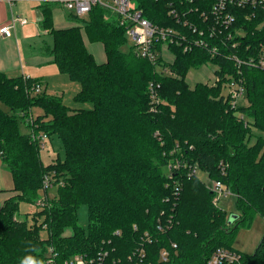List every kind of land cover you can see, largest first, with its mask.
Instances as JSON below:
<instances>
[{
    "label": "trees",
    "instance_id": "trees-1",
    "mask_svg": "<svg viewBox=\"0 0 264 264\" xmlns=\"http://www.w3.org/2000/svg\"><path fill=\"white\" fill-rule=\"evenodd\" d=\"M135 1L145 19L180 26L166 16L163 0ZM214 1L194 4L208 12ZM40 8L41 29L52 37V45L42 41L40 51L59 73L80 84L75 100L92 108L74 110L45 90L32 95L29 90L39 80L0 72V159L13 181V194L0 204V264H20L29 254L44 261L48 247L56 251L57 264L78 254L96 259L103 252L104 264H136L140 249L148 264H208L218 249L238 255V261L223 264H264V236L251 254L232 246L237 231L248 229L254 215L264 218V72L230 59L257 57L264 42V10L235 8L233 28L213 39L206 33L207 46L218 49L214 55L208 48L184 52L169 46L172 60L163 59L167 72L159 74L132 47L123 49L125 29L107 9L94 6L83 25L55 29L53 6ZM198 14L189 21L205 32ZM236 28L244 36L234 35L239 45L234 50L225 36ZM85 41L101 45L103 63L96 62ZM207 62L217 67L215 84L189 88L186 73ZM238 78L249 105L233 109L222 85ZM150 82L159 85L160 100L151 112ZM35 109L41 113L33 117ZM237 112L252 121L244 126ZM28 117L32 127L25 123ZM22 125L27 131L21 132ZM30 129L49 140L59 138L64 158L44 165ZM175 163L179 167L170 169ZM195 165L230 190L234 213L212 204L213 192L198 176H187ZM45 175L61 179L55 185L57 199L43 208L38 227L17 221L19 204H33L44 193ZM82 205L88 211L86 228L77 221ZM43 225L45 238L38 234ZM163 249L169 253L166 262L159 260Z\"/></svg>",
    "mask_w": 264,
    "mask_h": 264
},
{
    "label": "built area",
    "instance_id": "built-area-1",
    "mask_svg": "<svg viewBox=\"0 0 264 264\" xmlns=\"http://www.w3.org/2000/svg\"><path fill=\"white\" fill-rule=\"evenodd\" d=\"M7 3L12 6L18 0H6ZM33 1V0H28ZM39 6L41 5H52L53 7L63 8L68 12V16L71 18H78L84 15H88L94 6H100L103 9H107L111 13L115 14L119 20V24L124 27L125 34L127 38L130 39L132 43V48L134 53L143 60L151 62L154 64L156 71L159 74H164L167 70L162 69L161 63L164 59V51H170L169 46H181L184 52L192 51L193 47H199L202 49L208 48L209 53L212 55L216 54L218 51L217 47L212 46L211 48L207 46V42L204 40V36L207 33V37L213 39L220 36L223 30L227 28H233L236 22V15L234 14L235 8L245 9L248 6H258L261 10H264V0H215L213 5L209 8L208 12H199V6L196 7L195 2H201L203 0H163L168 7L166 10V16L171 19L175 25H180L177 28L170 25H159L151 22L149 19H145L142 16L143 9L139 7L135 0H35ZM194 8H192V7ZM195 12L199 13L198 18L202 20L203 24H206L207 28L204 32L202 29H198L195 25L190 23L189 17H191ZM250 16L245 17L248 20ZM27 24L26 19L17 16H11L8 24L0 28V36L2 38H8L12 35L16 25ZM188 31V32H187ZM238 34L244 36L243 31L240 28H236L234 32H229L225 38L230 41L232 48L235 50L239 47L236 41H232L234 35ZM197 35V37L193 36ZM259 51L256 58L251 55L249 61L243 62L238 57L233 56L230 58L237 65L246 64L254 68L259 69L264 72V42L259 44ZM171 52V51H170ZM29 79L28 77H23V80ZM226 87V91L222 93L224 97L231 104L233 109H236L240 103V99L245 98V88L244 82L241 78L230 79L229 81L223 83ZM159 85L150 82L148 85V91L150 95V112L156 111V106L159 104L160 100L158 97ZM43 90L42 84L40 82H35L29 93L32 95L39 94ZM20 114L19 116H21ZM236 117L239 120L244 121V126H246L245 117L240 112H237ZM25 123L30 124L32 127V119L30 117L25 118ZM29 131V137L35 143H37L39 149H45L46 143L49 138L43 132H38L37 134L33 132L32 129ZM158 136L157 132L154 133ZM221 165V163H220ZM179 167L178 163L170 166V169H177ZM223 171V169L221 170ZM201 173L198 166L190 168L187 176H200ZM207 176V175H205ZM50 176H45L43 181L44 195L41 196L39 201L35 203V207H46L48 205L47 191L51 189ZM209 179V178H208ZM207 189L213 192L212 204L217 206L218 201L221 198L227 196H233L229 189H226L218 180H210L207 185ZM177 190V189H176ZM118 232H114L117 234ZM172 248H175V244H171ZM46 259L44 264H57L56 257L57 253L52 247L46 249ZM107 253H99L96 259H92L83 255H74L65 261L63 264H104V258ZM169 253L167 250H161L159 254V260L166 262L168 260ZM136 264H148L145 263V252L143 249L137 254ZM208 264H223L224 262H236L238 261V255L228 249H218L208 260Z\"/></svg>",
    "mask_w": 264,
    "mask_h": 264
},
{
    "label": "rangeland",
    "instance_id": "rangeland-1",
    "mask_svg": "<svg viewBox=\"0 0 264 264\" xmlns=\"http://www.w3.org/2000/svg\"><path fill=\"white\" fill-rule=\"evenodd\" d=\"M20 4L22 8L26 9L28 12V15H26L25 18L28 20L29 23H31V25L28 26V28L30 29V27L34 23H36L35 19L36 17H38V8L36 7V5L34 6L37 9L24 2H21ZM33 8H34L33 12H30L31 9ZM82 20L85 22L87 20V16L84 15L74 20L73 18L68 17V12L63 8L53 7L52 9V22L55 23V26L57 27H62L69 24L71 25L75 24V26H81L83 25ZM12 36H14V34ZM43 37H44L43 40L46 43V45L51 46L52 37L49 34L48 35L46 34ZM16 39L19 43L18 46L21 52V64L23 66L24 71L32 76H37L38 78H40L39 80H41L42 84L46 87L45 90L46 94L50 95L51 93L58 95L62 99L63 104L74 110H79V109L89 110L92 108L89 103L77 102L75 100V97L78 94V91L80 90V84L70 79L67 74L59 73L56 70V66L53 65V63H51L50 57L48 58L43 55H39L37 52H32L30 50L25 49L24 40L30 43L34 41V39H37L36 30H31V31H24L23 29L19 30V32H17L16 34ZM127 39H128L127 45L123 48L125 50H128L129 47H132V43L130 39L129 38ZM85 43L87 50L93 53L95 60L98 63H103V61L105 60V53L101 45L99 43H89L87 41ZM34 46L35 45H33V47ZM172 57L173 55L170 51L169 52L164 51V61H168V60L170 61L172 60ZM163 68L164 67L162 66V69ZM216 69L217 67L213 63L207 62L206 64H201L199 67L192 68L191 70H189L186 73V82L189 88H193V86L198 83H202L204 85H209V86L214 85L216 79V75H215ZM226 90L227 89L223 84L222 93H224V91ZM238 102L240 103L239 106L241 107L249 105V103L246 101V94H245V98L240 99ZM0 108L3 109V106L1 104H0ZM40 113L41 111L39 109H35L33 111V117H35L37 114ZM244 119L245 122L248 123L252 121L247 117H245ZM20 130L21 132L23 131L25 132L26 130L25 126L24 125L20 126ZM261 137L264 138V133H261ZM39 151H40L39 154L40 160L44 165L50 164L57 156L59 157L60 160H62L65 155L61 141L59 140V138L55 136H51V140L47 141L45 149H39ZM2 166L3 164L0 159V186L5 184L6 179L4 177H7L6 173L8 171L6 168ZM2 170L5 171L6 173H4ZM45 176H50L49 180H51V185H52L51 189L47 191L48 194L47 196L49 197V199L47 200L48 203L47 206H50L53 200L57 199L55 192L56 191L55 185L61 183V179L58 177H53V175H45ZM199 178L204 182V184L207 187V185L209 184L208 177L200 174ZM42 186H43V182H42ZM42 195L44 194H40L39 198H37V200L33 204L26 202L20 203L18 206L19 212L16 213L14 218L17 221H20L22 219H26L25 217H27L25 221L29 225L32 224L33 226L38 227L43 218L42 211L44 209L42 207L39 208L35 207L36 206L35 203L39 201ZM217 207L223 212H225L227 215L230 213H234L235 203L233 196H227L225 198H221L217 203ZM19 214L22 215V217H20ZM77 221L79 222L81 227L83 226L84 228H86L88 225V211H87V207H85L84 205L79 207L77 211ZM237 232H238L237 236L232 243L234 249L238 252H243L246 254L253 253L260 239L262 238V236H264V218L260 217L259 215H254V219L250 227L248 229L240 228V230H238ZM38 234L39 237L42 238H45L47 236L45 225L41 227Z\"/></svg>",
    "mask_w": 264,
    "mask_h": 264
},
{
    "label": "crops",
    "instance_id": "crops-1",
    "mask_svg": "<svg viewBox=\"0 0 264 264\" xmlns=\"http://www.w3.org/2000/svg\"><path fill=\"white\" fill-rule=\"evenodd\" d=\"M21 2L27 3L28 5H30L34 8H36V7L38 8V17H36V19H35L36 23H34L30 27V29L28 28V26H30L31 23H29L28 20L25 18V16L28 15V12L26 9L22 8V6L20 4ZM16 5H18V6H16ZM34 5H36V7ZM34 8L31 9L30 12H33ZM11 16L23 17L24 19H26L27 24L16 25L14 28V31L12 33V35L14 34V36L11 35L8 38H6V37L2 38L0 36V72L9 78L28 77V78L33 79V80H35V79L39 80L40 78H38L37 76H32L29 73H26L24 71L23 66L21 64V52H20V49L18 46L19 43L16 39V34H17V32H19V30H22V29L24 31L36 30L37 31V39H34V41H32L30 43H28V42H26V40H24V47L26 50H30L32 52H37L39 55H43L45 57H48L47 55L43 54L39 48L41 46L42 41H44L43 36L47 34L45 31H43L41 29V23H42L41 22L42 21L41 8L35 0H33V1L18 0V2H15L12 6H10L6 0H0V28L5 26L6 24H8ZM53 24H54L55 29H62V28H68V27L75 26V24H72V25L69 24L66 26L57 27V26H55V23H53ZM22 44H23V42H22ZM33 45H35V46L33 47ZM85 46H86V43H85ZM91 54H93V53H91ZM56 70L58 71L57 66H56ZM40 81L41 80H39V82ZM40 83L42 84V81ZM42 88H44L43 90H46V87L43 84H42ZM52 95H56V94H52ZM25 131H27V129ZM2 167H4V165ZM4 168H6V167H4ZM3 172L6 173L5 171H3ZM6 176L7 177H4L6 179L5 184L0 186V204L4 200H6L7 198H10V196L13 194L11 191V189L13 187V181L11 180V175H10L9 171H7ZM20 217H22V215H20ZM25 218L27 219V217H25ZM26 219H22L20 221H25Z\"/></svg>",
    "mask_w": 264,
    "mask_h": 264
},
{
    "label": "clouds",
    "instance_id": "clouds-1",
    "mask_svg": "<svg viewBox=\"0 0 264 264\" xmlns=\"http://www.w3.org/2000/svg\"><path fill=\"white\" fill-rule=\"evenodd\" d=\"M29 251L36 252L37 249L31 248ZM20 264H44V261L42 259H38L37 256L29 254L21 260Z\"/></svg>",
    "mask_w": 264,
    "mask_h": 264
},
{
    "label": "water",
    "instance_id": "water-1",
    "mask_svg": "<svg viewBox=\"0 0 264 264\" xmlns=\"http://www.w3.org/2000/svg\"><path fill=\"white\" fill-rule=\"evenodd\" d=\"M235 217V216H234ZM236 218V217H235ZM231 222V221H230Z\"/></svg>",
    "mask_w": 264,
    "mask_h": 264
}]
</instances>
